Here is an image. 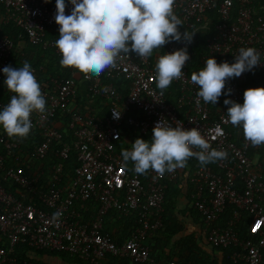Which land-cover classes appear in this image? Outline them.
<instances>
[{
  "label": "built area",
  "instance_id": "2783aa9c",
  "mask_svg": "<svg viewBox=\"0 0 264 264\" xmlns=\"http://www.w3.org/2000/svg\"><path fill=\"white\" fill-rule=\"evenodd\" d=\"M65 3V13L70 15L73 5L70 0ZM0 5L5 13L3 23L16 24L22 31L20 39L27 36L34 45L54 51L62 59L55 44L59 38L56 0H0ZM174 12L185 30L195 32L190 44L172 41L144 59L134 52L122 53L117 67L105 70L99 77L86 78L78 69L62 67L71 78L52 80V91L44 93L46 112L31 115V130H39L43 137L34 149V159L42 162L52 153L61 162L50 169L45 181L43 171L36 176L25 172L20 165L22 158L16 154L20 145L7 143L6 136L0 133V144L7 143L5 154H0V242L9 243L8 247L0 246V264H18L13 256L18 245L66 252L86 264H108L112 258L117 264H165L153 258L148 240L163 227L166 192L169 185H182L181 170L162 176L151 169L137 173L134 162H124L116 148L123 137L132 145L137 139L135 132L152 136L161 120L173 127L183 125L186 130L197 128L211 148L227 152L226 159L215 162L218 170L204 165L190 173L192 207L201 215L212 246L239 247L233 256L235 262L263 263L264 160L255 159L251 152L259 155L264 145L254 147L245 140L242 125L230 123V105H225L224 100L243 102L244 76L255 71L262 73L264 87V0H175ZM212 12L217 13L220 22L205 40L199 67L203 68L211 57L231 58L235 63L239 49L248 47L260 53L262 63L237 81L229 80L225 93L228 89L231 93L222 95L216 105L199 98V87L191 82V74L196 72V35ZM209 23L204 27L206 32L210 31ZM184 47L190 60L183 78L171 84L180 93L172 103L167 96L169 90L161 93L157 87L152 61L157 54L166 55ZM14 48L13 37H0V86L5 76L3 68L9 65ZM33 72L38 81L39 70ZM113 79H122L126 88L120 90ZM83 92L90 106L101 101L100 112L104 115L91 109L85 114L76 112ZM9 102L0 101V109ZM113 110L121 112L119 119L113 117ZM59 112L70 116L68 127L74 137L71 144L53 126ZM72 150L79 165L72 176H64V162ZM229 204L237 208L234 221L226 227L216 226ZM110 211L133 219L138 226L122 243L104 232L105 217ZM243 211L252 217L250 233L256 240L241 239L235 227Z\"/></svg>",
  "mask_w": 264,
  "mask_h": 264
},
{
  "label": "clouds",
  "instance_id": "9594fccd",
  "mask_svg": "<svg viewBox=\"0 0 264 264\" xmlns=\"http://www.w3.org/2000/svg\"><path fill=\"white\" fill-rule=\"evenodd\" d=\"M70 3L73 8L66 15L65 0H56L59 38L55 44L62 55L61 66L78 69L86 78L99 77L105 70L116 68L122 53L134 52L144 59L172 41L190 44L195 34L188 30L181 33L183 22L174 12L175 0H70ZM189 60L187 47L159 57L155 70L161 93L174 80L183 78ZM260 64V53L255 48H240L235 63H217L214 57L207 59L198 73L191 74V82L199 87V98L216 105L222 95L231 93V89L225 93L230 79ZM3 73L4 83L14 95L0 110V127L10 138L26 139L33 127L31 115L46 112L45 96L29 62L19 68L6 66ZM224 104L231 105L227 117L233 126L242 125L245 140L254 147L264 145V87L247 89L243 104L231 99H225ZM113 117L119 119L121 112L113 110ZM227 155L226 151L211 148L197 128L173 127L167 120L156 123L150 143L138 138L130 151L122 150L124 162H134L137 173L151 169L161 176L186 167L192 157L203 166L226 159Z\"/></svg>",
  "mask_w": 264,
  "mask_h": 264
},
{
  "label": "trees",
  "instance_id": "16d2710c",
  "mask_svg": "<svg viewBox=\"0 0 264 264\" xmlns=\"http://www.w3.org/2000/svg\"><path fill=\"white\" fill-rule=\"evenodd\" d=\"M54 0H49V3H52ZM0 8L4 11V8L0 5ZM209 21H211L209 23ZM220 22V17L216 12H212L207 20L204 22L203 27L200 32L196 35L197 41V56L195 58V71L198 73L202 68L199 67V59L202 55L205 54L204 43L207 36L214 30V26ZM208 24L207 28L210 31L206 32L204 27ZM0 37L9 36L14 38L15 48L11 56V60L8 66L13 68H19L23 66L25 61L29 62L32 69L39 70L38 83L41 85L42 93H47L52 91V80H67L71 77L67 75V72L62 68L59 58L56 56L52 50H44L39 46L34 45L27 36L20 39L21 29L14 23H2L1 24ZM180 31L183 33L185 31L184 26H180ZM49 37L53 35L49 34ZM24 44L23 47L20 45ZM162 54H157L153 58L152 64L155 66L158 62L159 57ZM217 63H233L231 58H215ZM262 73L255 71L244 76L245 82V91L249 88H260L262 85ZM0 86V101L7 103L11 99V94L4 81ZM238 78H232L230 81H237ZM115 85L119 87L120 90L126 88V83L124 84L122 79H113ZM125 86V88H124ZM83 86V90H84ZM167 96L169 101L175 103L180 93L175 85H170L168 88ZM244 102V101H243ZM241 102L240 104H243ZM76 112L85 114L87 109L95 110L100 116L104 115L105 112H100L101 101H98L95 105H89L88 99L84 96V92L80 94L79 99L77 100ZM231 106V105H230ZM2 110V109H0ZM100 112V113H99ZM70 121V116H67L64 113H57L54 120L53 126L60 132L65 138L66 143H73L74 137L70 131L68 124ZM125 132H130L125 130ZM0 133L6 136V142H17L20 145V151H16V154L22 158L20 163L21 167L25 170L26 173L31 176L38 175L41 171L44 172V181L47 179L50 169L53 166L60 164L58 160L52 153L42 162L36 161L34 159V149L37 145L43 142V137L39 130L30 131V134L26 139L19 138H10L7 133L0 127ZM134 136L148 140L151 142L152 136L140 135L139 132H135ZM6 144H0V154H5ZM117 150L122 153V150H131L132 145L125 142L124 137L118 143H116ZM15 151V150H14ZM254 156V152H251ZM261 155V160H264V146L259 152ZM78 157L74 150L71 151L70 156L66 162H64V176H72L74 170L78 167ZM187 165L192 170L197 167L202 166L197 159L189 158ZM215 170H218L216 163H209ZM204 166V165H203ZM187 167V166H186ZM187 192H184L183 185L173 186L169 185L166 192V200L164 204V224L161 230L153 235L151 239L148 240L149 245L152 248L153 258L157 262L168 264L170 262H175L176 264H245L242 261L235 262L233 256L237 253L240 248L236 246H230L228 248H219L212 246L208 239L207 241L197 238L196 235L188 234L187 222L183 219L182 212L178 208V199L182 194H185L188 199V214L193 220V222H202V217L197 210L192 207L193 199V185L187 182ZM13 188L12 190H14ZM237 211V208L234 205L229 204L225 212L220 216L219 220L216 222V226L226 227L232 221H234V214ZM252 217L248 212L243 211L242 217L235 222V227L240 235L241 239H252L256 240L257 238L250 233ZM205 226V225H204ZM138 226L134 223V220L131 218L119 217V214L116 211H110L105 217V230L106 234H109L113 240L117 243L124 242L130 235L131 231L136 230ZM206 236L208 235L207 229L205 226ZM1 236V234H0ZM208 238V236H207ZM0 246L8 247L9 243L7 241L0 242ZM210 250V252L208 250ZM35 253L38 257L40 256H49L54 257L63 262L64 264H86L77 257L71 256L66 252H52L48 250H36L29 248L28 246L18 245L15 247L13 256L17 259L18 264H48L39 260H35L29 257V253ZM264 256V250H263ZM108 264H117L115 258L110 259Z\"/></svg>",
  "mask_w": 264,
  "mask_h": 264
},
{
  "label": "crops",
  "instance_id": "0c3cea01",
  "mask_svg": "<svg viewBox=\"0 0 264 264\" xmlns=\"http://www.w3.org/2000/svg\"><path fill=\"white\" fill-rule=\"evenodd\" d=\"M4 11L2 10V8H0V26L1 24L3 23V19H4ZM0 32H1V27H0ZM24 44L21 43L20 47H23ZM254 158L255 159H260L261 158V155H254ZM186 169H188V167H184ZM181 170V169H180ZM183 170V168H182ZM183 174V172H181ZM190 176V170L188 169V171L184 174V180L182 181V185L184 187V192H187V182H188V178ZM178 208L179 210H181L182 212H184L182 214L183 216V219L187 222V231H188V234L190 235H196L197 238H201L205 241H207V236H206V233H205V226L202 224V222H193V220L191 219V217L189 216L188 214V206H189V203H188V199L186 197L185 194H182L181 197L178 199ZM180 206H184L185 209H181ZM208 250V249H207ZM210 252V250H208ZM29 257L32 258V259H35V260H39V261H42V262H45V263H48V264H64L63 262H61L60 260H58L57 258H54V257H49V256H40L38 257L35 253H29ZM264 264V256H263V263Z\"/></svg>",
  "mask_w": 264,
  "mask_h": 264
},
{
  "label": "rangeland",
  "instance_id": "374dc122",
  "mask_svg": "<svg viewBox=\"0 0 264 264\" xmlns=\"http://www.w3.org/2000/svg\"><path fill=\"white\" fill-rule=\"evenodd\" d=\"M181 169V172H183V174H182V178H181V182L184 180V174L188 171V169H186V168H183V170H182V168H180ZM180 208L181 209H185V207L184 206H180Z\"/></svg>",
  "mask_w": 264,
  "mask_h": 264
}]
</instances>
